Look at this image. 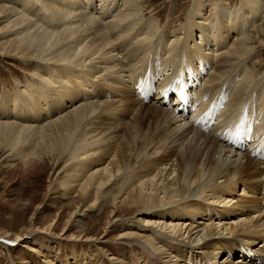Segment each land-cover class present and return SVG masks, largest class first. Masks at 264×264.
<instances>
[{
  "label": "bare ground",
  "instance_id": "1",
  "mask_svg": "<svg viewBox=\"0 0 264 264\" xmlns=\"http://www.w3.org/2000/svg\"><path fill=\"white\" fill-rule=\"evenodd\" d=\"M153 1L0 0L10 36L2 54L37 70L19 95L0 98V137L35 140L33 151L12 153L26 166L50 138L65 141L57 151L70 150L67 194L81 193L85 210L112 200L108 226L133 210L121 223L139 229L118 236L136 251L131 264H264V71L250 69L262 64L251 59L264 49V24L254 23L264 7L193 0L176 33L145 17ZM141 82L155 83L152 102ZM105 256L128 263L124 251Z\"/></svg>",
  "mask_w": 264,
  "mask_h": 264
},
{
  "label": "rangeland",
  "instance_id": "2",
  "mask_svg": "<svg viewBox=\"0 0 264 264\" xmlns=\"http://www.w3.org/2000/svg\"><path fill=\"white\" fill-rule=\"evenodd\" d=\"M192 1L156 0L144 14L147 18L150 16L156 18L161 29L169 23L170 31L178 33L188 11L192 9ZM216 1L218 0H205L206 9L211 8ZM261 4L264 7V0H261ZM239 5L240 0H227L225 7L232 10ZM206 9L203 11L204 14L207 13ZM259 11L261 14L257 15L254 23L262 25L264 8H260ZM207 16L210 18L212 13L208 12ZM6 32L5 24L0 23V98L7 96L11 99L21 93L29 76L31 77L37 70L31 60L19 58V55L10 57L2 54L8 52L7 48V50L3 48L7 47L5 42L10 37L6 36ZM250 32L255 37L254 40H257L255 32ZM140 33L142 31L136 32V34ZM261 36L260 39L264 40V35ZM257 52L258 55L251 61L256 58L261 59L262 64L256 69L255 67L250 69L262 73L264 49L259 47ZM181 76L182 72H179L178 77ZM144 102H152V98ZM148 115L155 117L158 114L153 111ZM129 118L127 120L130 122L134 119ZM152 125V121L142 119L140 127L145 131V135L153 134ZM75 138L73 134L71 141L73 142ZM50 139L48 148H46L47 144L44 145L46 154L42 160H36L26 166L20 159V153L15 158H12V153L20 150L33 151L35 140L15 143L9 138L0 137V264H24V261L28 264H45L42 262L44 254L54 258L57 264H67V260H71L73 264H84V262L104 264L105 254H117V251L127 253L128 257L125 260L127 264H131L136 251L129 249L131 243L129 240H119L118 236L123 231L131 232L139 229L140 225L137 221L130 222L133 223L132 226L122 225L129 222V217H134L133 210L123 208L122 211L115 212L119 220L112 226H108V221L111 220L110 213L115 209L112 200L108 199L107 202L106 199L102 200L97 207H89L85 210L89 203H86L81 193L66 192L67 169L71 166L70 150L58 152L57 150L64 147L65 141L55 137ZM114 143L112 142L110 146ZM116 188V186L112 188V194H116ZM79 209L84 213L77 217L75 212ZM75 219L78 222L72 226L71 222ZM63 228L64 232H62ZM16 235H19L21 240L13 243ZM71 237L80 239L74 240L70 239ZM86 237L95 238V241H85ZM139 238L135 237V240ZM131 240L134 241V238ZM27 245L33 246L37 251L34 253L27 251L25 248ZM73 254L76 256L75 259L72 257Z\"/></svg>",
  "mask_w": 264,
  "mask_h": 264
}]
</instances>
